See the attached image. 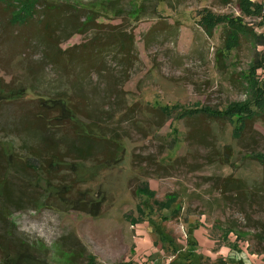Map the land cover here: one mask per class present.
<instances>
[{
  "label": "rangeland",
  "instance_id": "obj_1",
  "mask_svg": "<svg viewBox=\"0 0 264 264\" xmlns=\"http://www.w3.org/2000/svg\"><path fill=\"white\" fill-rule=\"evenodd\" d=\"M117 1L125 15L100 21L133 33L139 61L123 84L116 82L120 67L112 66L122 99L112 95L104 108L114 117L101 120L106 138L120 139L123 154L96 176L89 168L92 161L69 156L49 170L47 181L33 171H7L11 153L24 162L30 155L24 133L16 129L18 121L29 119L36 130L37 114L44 103L52 105L61 85L32 49L9 53L4 41L10 36L0 12V78L20 92L17 100H0V153L6 158L1 185L7 175L15 197L41 200L37 206L36 201L23 208L7 206V218L0 223V264H264V163L257 159L264 157V112L251 90L254 83L258 90L264 84V44L240 37L230 47L226 23L206 26L208 17L242 18L264 35V19L243 14L239 0H153L150 15L138 19L128 14L142 0ZM252 1L264 6V0ZM86 39L75 35L61 47ZM255 62L261 66L254 73ZM106 82L97 74L84 82L96 102ZM244 103L259 111L253 113L258 119L197 115L203 109L229 113L234 104ZM160 107L169 109L168 116ZM51 109L45 110L47 118L55 119ZM244 121L245 128L236 130ZM48 124H53L50 129ZM55 124L45 126L55 134L53 140L72 138L70 126L58 129ZM116 149L106 144L96 155ZM31 162L43 168L36 158ZM1 185L0 212L5 200ZM145 185L155 192L152 197L142 192ZM80 200L90 202L89 212L95 215L80 211ZM134 229L141 236L136 245Z\"/></svg>",
  "mask_w": 264,
  "mask_h": 264
},
{
  "label": "trees",
  "instance_id": "obj_2",
  "mask_svg": "<svg viewBox=\"0 0 264 264\" xmlns=\"http://www.w3.org/2000/svg\"><path fill=\"white\" fill-rule=\"evenodd\" d=\"M153 0H142L137 6L131 9L130 18H146L152 11L150 6ZM158 2H167V0H157ZM243 14L249 17H262L264 19V6L262 3L253 2L252 0H239ZM157 11V8L155 9ZM126 10L119 6L117 0L103 1L101 3L84 4L72 0H0V12L4 17L5 31L9 34V39L4 44H8V51L13 52L19 48L22 50L32 49L35 54H40L41 62L51 66L58 75V83L61 85L56 92L55 98L51 101L52 105H42V113H38L36 130L27 124L29 119L22 118L18 121L19 127L17 131L24 133L28 155L27 161L24 162L13 153L10 154V169L7 172L14 171L22 175H31V171L41 180L47 181L46 175L49 170L57 164H63L69 156L79 157L80 162L92 161L89 167L96 176L101 170L116 164L118 157L123 154V147L120 139H107V127L102 124L101 118L106 115L108 119H113L109 111L105 110V106L111 103L112 95L115 94L118 100L122 98V85H116L111 76L112 66L120 67L121 75L116 77V82L123 84L124 77L128 72L134 69L139 61L138 52L136 50L135 36L123 30L121 27L112 26L101 22L104 17L124 16ZM156 11L153 14H156ZM152 16V14H151ZM229 26L228 42L230 47L235 46L240 41V37L255 45L264 44V35L256 33L251 27L244 24V19L213 18L208 17V26L210 29L225 24ZM4 26V24H2ZM8 28H11L9 30ZM16 31V34L13 33ZM75 35H86L87 39L84 43L69 49H62V44ZM29 53V52H26ZM1 58V57H0ZM1 60V59H0ZM111 60V62L109 61ZM3 61V60H2ZM112 63V64H110ZM2 66H5V62ZM260 63L255 62L252 66L254 73L260 68ZM114 68V66H113ZM80 69V73L78 70ZM98 75L99 81L106 82L103 87L102 95L99 102H96L97 95L88 90L84 82L90 81L92 75ZM13 83H5L0 78V100L14 101L19 98L20 92ZM99 88V87H98ZM97 89V88H96ZM99 89H97L98 91ZM254 100L259 111L264 112V84L258 90L256 83L253 84ZM45 97H40L41 102H46ZM252 99V100H253ZM48 102V101H47ZM251 102V101H250ZM250 103L234 104L229 113L202 110L197 115H204L218 119L233 120L241 118L240 114H248L250 118L246 122L258 119L259 111H255L249 107ZM46 108H52L51 111L57 113L55 119L47 118L48 112ZM163 115L168 116L169 109L160 107ZM188 114L194 115L193 111ZM195 115V116H197ZM264 116V115H262ZM56 120L58 129L70 126L73 136L71 139L66 137L62 140H53L55 134L47 131L46 123ZM241 120V119H240ZM238 121V120H237ZM245 121L240 127L245 128ZM49 129L53 124H48ZM10 128L6 132H9ZM25 131V132H21ZM47 131L49 135L43 134ZM35 133V134H33ZM240 131L235 134L238 135ZM41 134L42 136H39ZM49 136V137H47ZM30 138L35 141L32 142ZM56 143V144H55ZM106 144L113 145L116 151H101V157H97L96 150L102 149ZM8 154V153H6ZM32 158H36L41 162V169L36 168L31 162ZM259 162L264 163V157L257 156ZM45 162L46 164H43ZM6 163L4 152L0 153V171L2 176ZM85 165V164H84ZM26 166V167H23ZM82 175V174H81ZM9 176V175H8ZM3 186L0 185L5 192V200L3 201L2 212H0V223L7 218V206L23 208L25 204L35 202V206L40 201L27 197L26 199L17 198L13 195L14 188L8 181L7 175L2 179ZM143 189L144 194L152 197L154 191H151L148 185ZM42 203V202H41ZM86 200H80V211L95 215V212H89V204ZM89 205V206H88ZM170 205H166L168 208ZM88 210V211H87ZM232 232V231H230Z\"/></svg>",
  "mask_w": 264,
  "mask_h": 264
},
{
  "label": "crops",
  "instance_id": "obj_3",
  "mask_svg": "<svg viewBox=\"0 0 264 264\" xmlns=\"http://www.w3.org/2000/svg\"><path fill=\"white\" fill-rule=\"evenodd\" d=\"M134 230H135L134 243L136 245L137 242L139 241V239H141V236H140V233H139V229H134ZM135 253H136V256L134 257V260L135 261H138L139 260V256H141V255H139V252L136 250V248H135Z\"/></svg>",
  "mask_w": 264,
  "mask_h": 264
}]
</instances>
